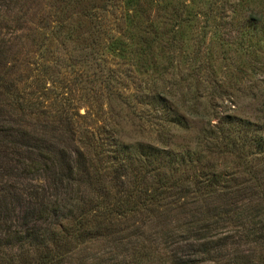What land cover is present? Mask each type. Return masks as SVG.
Wrapping results in <instances>:
<instances>
[{
	"label": "trees",
	"instance_id": "obj_1",
	"mask_svg": "<svg viewBox=\"0 0 264 264\" xmlns=\"http://www.w3.org/2000/svg\"><path fill=\"white\" fill-rule=\"evenodd\" d=\"M81 2L0 0L81 53L73 110L1 46L0 264H264V0Z\"/></svg>",
	"mask_w": 264,
	"mask_h": 264
},
{
	"label": "rangeland",
	"instance_id": "obj_2",
	"mask_svg": "<svg viewBox=\"0 0 264 264\" xmlns=\"http://www.w3.org/2000/svg\"><path fill=\"white\" fill-rule=\"evenodd\" d=\"M105 0H83L81 4L78 6V13L85 12L87 8L92 7L93 5L98 4H104ZM106 3V2H105ZM39 6L35 9H33L31 14H35L33 16H30V20L34 22V24H37L36 26L40 25L41 23H44V20L48 19V14L51 13L50 8L46 4V2H39L37 3ZM51 4V3H50ZM41 6V7H40ZM122 3L119 2L116 7L111 8L108 15H106L107 23H112L113 26L116 23V19L120 18L123 7ZM197 7L200 8L199 3L196 4ZM33 8V7H32ZM7 17H10L7 13H5ZM8 19V18H7ZM77 17L73 21L72 28L74 30H77ZM55 20V18H53ZM71 22V21H70ZM202 20L197 23V25H202ZM3 25L0 29V51L3 50L1 46L4 44H7L8 47V54H7V68L13 67L12 58L18 50L17 46V40L16 37L18 36H24L27 37L29 40L32 41V44L36 43V46H33L34 53H31L32 60H37L41 62L43 65H46L47 67V78L49 81H47V88L50 89V91H54L55 96V102L56 104H68L71 106V108H75L77 104V56H79L81 53L78 52L77 54V39L68 40V32H65L64 35L58 34V35H52L51 33L47 34V46L44 49L43 53H40L38 51L39 49V43L43 41L42 37L44 33H46V30H42L39 33H33L34 27L29 25V27H26L29 30H23L18 32H13V24L12 23H6ZM8 24V25H7ZM31 24V22H29ZM71 24V23H70ZM67 25V24H66ZM197 32H200V29L197 30ZM77 34V32L75 31ZM77 38V35H75ZM192 36H189L191 38ZM194 42H197L199 36H197L196 32L193 34ZM193 42V43H194ZM16 46V47H14ZM11 48V49H10ZM29 54H23L20 56L21 58L27 57ZM45 56L44 59H41L42 56ZM111 65H114L111 63ZM222 66V64H220ZM35 68V66H34ZM53 99V101H54ZM53 101H50L53 102ZM117 110H120V106L118 103ZM71 109V110H72ZM74 110V109H73ZM84 112V111H82Z\"/></svg>",
	"mask_w": 264,
	"mask_h": 264
}]
</instances>
